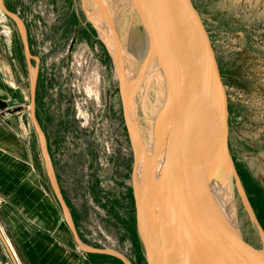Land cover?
Returning <instances> with one entry per match:
<instances>
[{
  "label": "rangeland",
  "instance_id": "rangeland-1",
  "mask_svg": "<svg viewBox=\"0 0 264 264\" xmlns=\"http://www.w3.org/2000/svg\"><path fill=\"white\" fill-rule=\"evenodd\" d=\"M3 1L26 24L30 51L39 58L31 60L32 67L38 64L35 111L80 239L90 247L115 249L132 264H146L137 226L134 172L138 177L139 171L124 117L118 66L88 15L98 11L95 1ZM104 1L114 16L125 70L133 77L140 75L135 124L143 131L145 115L138 98L145 101L148 92L142 90L149 87L151 93L152 86V75L141 76L146 38L130 0ZM194 2L227 88L230 149L264 223V0ZM127 78L129 73L124 75L125 85ZM30 100V69L21 35L0 7V106L14 123L21 118L27 125V139L37 150L34 165L57 200L31 119ZM16 107L22 109L8 112ZM142 137L141 148L136 145L138 158L143 150L148 163L150 149ZM71 235L83 255L81 264H124L112 253L83 251L72 231Z\"/></svg>",
  "mask_w": 264,
  "mask_h": 264
},
{
  "label": "water",
  "instance_id": "water-1",
  "mask_svg": "<svg viewBox=\"0 0 264 264\" xmlns=\"http://www.w3.org/2000/svg\"><path fill=\"white\" fill-rule=\"evenodd\" d=\"M130 4L148 42L143 61L147 60V66L153 68L151 93L146 101L150 152L140 191L134 172L137 226L146 264H207L203 260L205 252L185 254L184 263L178 256L176 231L181 234L183 230L188 235L190 226L179 230L184 217L176 210L179 200L192 226L197 224L206 233L200 244L208 246L221 264H264V223L250 200L230 149L227 88L202 13L194 0H130ZM0 6L16 22L21 35L30 69L31 119L39 136L47 176L77 244L85 252L112 253L124 264H132L115 249L90 247L80 239L35 111L38 64L32 67L31 60L38 62L39 58L30 51L22 18L8 9L3 0ZM113 25L118 37L114 21ZM107 45L119 63L122 59ZM124 75L123 72L119 76L123 111L135 152V169L140 175L134 135L140 78L129 101ZM182 112L192 117L189 134ZM191 243L195 245L193 249L200 245L195 240ZM186 248V252L190 250Z\"/></svg>",
  "mask_w": 264,
  "mask_h": 264
},
{
  "label": "crops",
  "instance_id": "crops-1",
  "mask_svg": "<svg viewBox=\"0 0 264 264\" xmlns=\"http://www.w3.org/2000/svg\"><path fill=\"white\" fill-rule=\"evenodd\" d=\"M6 114L0 106V264H81L58 199L34 165L28 127Z\"/></svg>",
  "mask_w": 264,
  "mask_h": 264
},
{
  "label": "bare ground",
  "instance_id": "bare-ground-1",
  "mask_svg": "<svg viewBox=\"0 0 264 264\" xmlns=\"http://www.w3.org/2000/svg\"><path fill=\"white\" fill-rule=\"evenodd\" d=\"M94 1L96 3L95 5H96V8H97L98 11L91 12V13L88 12L89 13L88 15L95 22V24H97V26L100 29L101 34L106 39L108 44L111 45L112 47L113 46L115 47V49L114 48H112V49H114L116 55L118 54L120 56V58L122 59V60H120L119 63L117 61L118 73L120 75L123 72L125 74L129 73V78H127V81H126V99L128 98V100L130 101L131 98H132V92L134 90V84L136 83V80H138L137 78H140V75H139V77H136L138 75L137 74L136 76L133 77V76H131L130 72H126L122 51L120 50V44L118 42L117 35H115L114 25H113V22H112V20H114V19H112L114 16L111 15L110 10H108V8H107L108 5H106L107 3H105L104 0H94ZM147 43L148 42L146 41L145 49L142 52V59L143 60H145V57H146V54H147L146 53L147 52ZM121 61H122V64H121ZM144 65L145 66H143V64H142V66H143L142 70L144 72H143V74H141V76L143 77V76L148 75V74L149 75H153V68H150V66H147V60L144 62ZM147 81H149V80H147ZM142 92H143V94L145 92H148L146 94V96H145V101H147L148 96L150 94L149 87H148V91H147V88L145 87L142 90ZM138 101H139V105H140V107H142V110H143L144 115H145V120H144L145 123H144L143 131L138 130L137 128L135 129V134H134L135 135V143H136L138 148H141V146H140V142L141 141L140 140H142L141 139V135H142L144 137V139H145L144 142L147 144V146L150 149V144H149L150 140H149V135H148V127H147L146 103H145V101H143V96L139 97ZM182 118H184L183 120L185 122V129H186V131L188 130L187 131V133H188L189 131H191L190 130L191 129L190 125L192 126V123L190 122V120H191L192 117H190V115H188L187 113L182 112ZM147 164L148 163L144 159V154H143V150H142V152H141V154L139 155V158H138V167L140 168V171H141L140 175L137 178V189L139 191L141 190V188H142V186L144 185V182H145V171H146ZM176 210L178 212H180L184 216L183 220L182 219L180 220V229L179 230H182L184 227H187V226L190 225L188 227V230H189V234L188 235L183 233L182 232L183 230L181 231V234L179 233L178 230L176 231V237H177L176 250H177L178 256L182 260V263L185 262V259H186L185 254H187V253H191L192 252V254H195V255L199 254L200 255V254H203V252H205L204 253L205 259H203V260L205 262H207V264L208 263L209 264H221L220 261L213 255V253L211 252V250L209 249L208 246H204L203 247L202 244H200V243H202V240L205 237L206 233H205L204 230H202V228L199 225L196 224L195 226H192V220L189 219V217L187 215V210L181 205L180 200L177 202ZM181 223H182V225H181ZM192 237H193V239H192ZM192 240H195V242L200 244L197 249H193V247L195 245L191 243ZM186 247L190 248V250H188L187 252H186V249H187ZM204 248L207 251L203 250ZM197 264H199V263H197Z\"/></svg>",
  "mask_w": 264,
  "mask_h": 264
},
{
  "label": "flooded vegetation",
  "instance_id": "flooded-vegetation-1",
  "mask_svg": "<svg viewBox=\"0 0 264 264\" xmlns=\"http://www.w3.org/2000/svg\"><path fill=\"white\" fill-rule=\"evenodd\" d=\"M219 60V59H218ZM220 64V63H219ZM2 102L0 101V104H1Z\"/></svg>",
  "mask_w": 264,
  "mask_h": 264
},
{
  "label": "trees",
  "instance_id": "trees-1",
  "mask_svg": "<svg viewBox=\"0 0 264 264\" xmlns=\"http://www.w3.org/2000/svg\"><path fill=\"white\" fill-rule=\"evenodd\" d=\"M48 148H49V146H48Z\"/></svg>",
  "mask_w": 264,
  "mask_h": 264
}]
</instances>
